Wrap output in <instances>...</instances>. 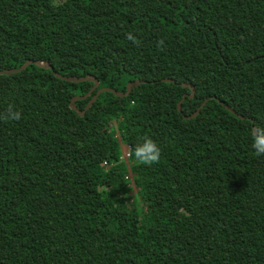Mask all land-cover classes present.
Instances as JSON below:
<instances>
[{
  "label": "trees",
  "instance_id": "trees-1",
  "mask_svg": "<svg viewBox=\"0 0 264 264\" xmlns=\"http://www.w3.org/2000/svg\"><path fill=\"white\" fill-rule=\"evenodd\" d=\"M28 61L0 75V264H264V0H0V72Z\"/></svg>",
  "mask_w": 264,
  "mask_h": 264
},
{
  "label": "clouds",
  "instance_id": "clouds-1",
  "mask_svg": "<svg viewBox=\"0 0 264 264\" xmlns=\"http://www.w3.org/2000/svg\"><path fill=\"white\" fill-rule=\"evenodd\" d=\"M127 39L139 44V41L135 40L132 33L127 34ZM158 44L163 45V41H159ZM0 119L18 121L21 119V112L14 110V105L10 104L6 110V115L0 116ZM251 136L252 148L254 149L255 155L257 157L264 156V127H255L252 129ZM132 152L135 161L140 165L152 166L159 163L161 158V148L149 136H144Z\"/></svg>",
  "mask_w": 264,
  "mask_h": 264
},
{
  "label": "water",
  "instance_id": "water-1",
  "mask_svg": "<svg viewBox=\"0 0 264 264\" xmlns=\"http://www.w3.org/2000/svg\"><path fill=\"white\" fill-rule=\"evenodd\" d=\"M34 63L37 67H40V68H46V69H52V67L47 63V62H44V61H28L26 62L21 68L19 69H16V70H6V71H2L0 72V75H9V74H12V73H16V72H20L22 70H24L25 68H27L30 64ZM66 80L68 81H75V82H86V81H93L95 84L94 86L92 87L91 91L88 93V95H90L94 90L97 89V87L99 86V81L94 77V76H87V77H84V78H81V79H76V78H72V77H69V78H66ZM170 81V80H168ZM139 84H141V81H135V82H132L130 84H128V87H127V91L125 94L123 93H120L112 88H102V89H99L97 91V93L94 95V97L91 99V101L87 104L86 108L83 110V111H80L76 106H75V102L80 98V97H77V98H74L71 102V108L73 110H75L80 116H84L85 113L87 112V110L90 109V107H92L93 103L95 102V100L97 99L98 95L103 93V92H112L114 93L115 95L117 96H124V95H128L129 92L131 91V89L133 87H136L138 86ZM184 86H189L192 90V94L190 95V97H193L194 94H195V89L190 86V85H187V84H184ZM87 95V96H88ZM181 102L178 103V109L179 111H181L182 107H181ZM233 113H236L235 111L231 110ZM200 112V109H198L193 115H191L189 118H193V117H196ZM255 128V127H254ZM253 128V129H254Z\"/></svg>",
  "mask_w": 264,
  "mask_h": 264
},
{
  "label": "built area",
  "instance_id": "built-area-1",
  "mask_svg": "<svg viewBox=\"0 0 264 264\" xmlns=\"http://www.w3.org/2000/svg\"><path fill=\"white\" fill-rule=\"evenodd\" d=\"M123 157L125 161H128V159L130 158V147H128L127 149L123 148Z\"/></svg>",
  "mask_w": 264,
  "mask_h": 264
},
{
  "label": "rangeland",
  "instance_id": "rangeland-1",
  "mask_svg": "<svg viewBox=\"0 0 264 264\" xmlns=\"http://www.w3.org/2000/svg\"><path fill=\"white\" fill-rule=\"evenodd\" d=\"M112 125H113V126H115V125H116V123H112ZM124 147H125V149H127V148H128V146H125V145L123 146V148H124Z\"/></svg>",
  "mask_w": 264,
  "mask_h": 264
},
{
  "label": "crops",
  "instance_id": "crops-1",
  "mask_svg": "<svg viewBox=\"0 0 264 264\" xmlns=\"http://www.w3.org/2000/svg\"><path fill=\"white\" fill-rule=\"evenodd\" d=\"M124 149H125V147H124Z\"/></svg>",
  "mask_w": 264,
  "mask_h": 264
}]
</instances>
